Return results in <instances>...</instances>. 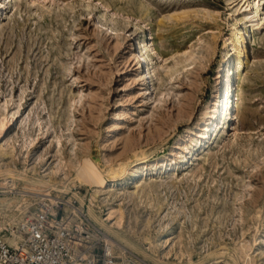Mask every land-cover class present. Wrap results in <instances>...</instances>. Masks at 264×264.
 <instances>
[{"label":"rangeland","instance_id":"374dc122","mask_svg":"<svg viewBox=\"0 0 264 264\" xmlns=\"http://www.w3.org/2000/svg\"><path fill=\"white\" fill-rule=\"evenodd\" d=\"M4 2L0 118L17 115L0 138L14 147L0 169L7 165L22 178L11 191L0 176V233L14 243L11 234L40 202L32 189L48 176L62 187L75 174L72 163L96 161L107 176L118 167L119 179L148 156L167 167L125 185L131 192L137 181L154 191L150 203L120 204L122 236L134 245L128 263L220 264L204 257L245 248L264 263V25L249 33L239 106L204 152L205 142L194 145L207 132L205 109L224 43L240 18L232 16L231 0H12L6 8ZM141 49L146 81L132 60L124 62ZM189 53L198 56L193 65L185 61ZM62 162L68 167L53 174ZM71 188L90 199L89 187ZM96 209L106 213L100 203Z\"/></svg>","mask_w":264,"mask_h":264},{"label":"bare ground","instance_id":"6f19581e","mask_svg":"<svg viewBox=\"0 0 264 264\" xmlns=\"http://www.w3.org/2000/svg\"><path fill=\"white\" fill-rule=\"evenodd\" d=\"M11 2L12 0H5L3 6L6 8V6H8ZM263 4L264 0H231V6L233 9L232 16L235 17L236 15H238L240 16V18L234 19L232 35L230 38L226 39L224 43V56L217 72L218 82L216 92L212 101L205 109V129L207 132L205 135L202 134L203 139L198 140V142H196L194 145L198 146L199 144L201 145L202 142H205L207 148H204V152H206L212 145V135L215 134L216 141L224 132H226L229 119L233 118L234 115V107L238 108L239 106V80L242 75V65L248 56V42L250 40L249 33L255 28H260L264 25V13L261 12V7ZM241 24H243V28L241 27ZM110 30L115 34L118 33V29H116L115 26H110ZM150 50L155 51L154 48H150ZM130 56L131 57L129 59L126 58V61L124 62L126 63L129 60H132V62L134 63V67H136L137 71L140 73L139 77L146 81V77L149 72L146 73L144 70V54L142 52V49L141 51H139V53H133ZM197 60L198 56L189 53L188 59H186L185 61H192L190 65H193ZM188 66L189 65L184 64V66L182 65V69ZM235 76L237 78V83L236 81L234 83ZM16 115L17 113H14L10 118L6 116L0 118V138L8 132L10 126L15 120ZM210 131H213L211 135ZM33 142L34 140H31L30 144H25L24 146L28 147L29 145H32ZM181 142L182 140L177 141L175 145L176 147L172 151L173 156L176 155V150L181 147ZM13 149L14 147L10 146L8 141L5 147L3 145H0V165L1 163H5L6 160L13 157ZM189 153H192V150H190ZM43 158V156L40 157V159ZM139 158H141V156ZM136 159L137 158H135V160ZM95 162L96 161L87 159V161H85L84 163H72V168L74 169L73 172L75 174H71L73 175L71 179L68 178L65 179L66 181L63 180L64 183L62 182V187L59 185V183L56 186L55 183L57 181L55 182L54 178L48 176L47 180L42 179L37 183L38 187L36 186V188H31L32 191H34L32 192V194L39 196L40 202L47 200L53 203L56 200L64 201L65 213L69 218H71L72 222H76L80 213L86 210L87 216L90 221H92V223H94V225L104 233L103 238L107 245L106 249L108 254L113 255V248L116 247L121 251L122 255L118 257H120L125 263H128L130 260L126 255L129 254V251L132 248H134V245L127 238L122 236V232L124 231V217L122 209L120 208V204H124V202H131L135 199L143 204L147 200L150 203V198L153 196L154 191H152V188L150 191V187L144 188L142 184H138L137 181H135L136 185H134V190L131 192H128V190L125 188V185L130 179L134 177L140 175L144 176L147 173H150V171H157L158 169L163 170L167 166L166 163L162 161L150 163V161L148 160V156H144V158L139 159L138 163L134 166H131L119 179L114 178V171L118 167L109 168V176L111 177V180H109L107 178L109 176L104 174L103 168H100L97 162ZM4 167L5 169H0V176L3 177L5 186H7V188L11 190V186L14 187V185H11V182L15 181L16 178H22L21 172L19 173V171H16L7 165ZM67 167L68 166L66 165V163L62 162L58 165L57 168L53 169L52 173L58 174ZM64 175L65 177H67L66 174ZM23 180L25 181L26 179ZM72 184L74 185V187L76 186L79 188L89 187L91 191V194L89 196L90 199L88 200L85 195L79 193L78 191H73V188H71ZM45 186H52L53 188L43 190L42 188ZM52 190H54V192H52ZM69 193L72 194V199L71 201H66L64 199V196L68 195ZM7 201L8 200H4L1 203L4 204ZM73 202H77V206L73 205ZM97 203H100L106 208V213L104 215H100V212L97 211ZM11 205L12 203H9L10 207ZM32 205L30 204V207ZM30 207L28 206V208ZM159 210L160 209H158L157 211ZM32 214L35 216V211ZM113 221L114 223H112ZM23 222H25V219L22 221V223ZM22 223H20V225L18 226L19 229H15L14 233L11 234V238H14L15 240L14 243H10L6 238V241L9 244L17 246L20 242L24 241V233L20 231V226ZM173 234L174 233H171L169 235ZM148 238H146L145 240L148 241ZM120 243L124 244V246ZM241 245L243 244L241 243ZM205 259H208L209 263L218 262L220 264H231L229 260H231L233 264H258L260 261H262L261 259L258 260L256 258L255 252H252L251 249L246 248L236 250L235 253H232L228 249H223V251H213L208 253L204 257V260ZM220 260L221 262H219ZM188 264H199V262L196 263L194 261H190Z\"/></svg>","mask_w":264,"mask_h":264},{"label":"built area","instance_id":"2783aa9c","mask_svg":"<svg viewBox=\"0 0 264 264\" xmlns=\"http://www.w3.org/2000/svg\"><path fill=\"white\" fill-rule=\"evenodd\" d=\"M64 206L62 200L38 203L34 218L20 226L25 239L17 246L0 233V264H133L108 254L104 233L85 211L72 222Z\"/></svg>","mask_w":264,"mask_h":264}]
</instances>
